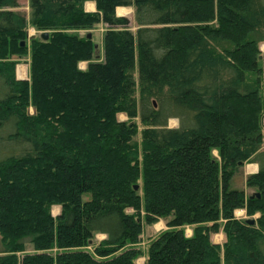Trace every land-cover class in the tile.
Segmentation results:
<instances>
[{"label": "trees", "instance_id": "obj_1", "mask_svg": "<svg viewBox=\"0 0 264 264\" xmlns=\"http://www.w3.org/2000/svg\"><path fill=\"white\" fill-rule=\"evenodd\" d=\"M87 1L0 0V264H264V0Z\"/></svg>", "mask_w": 264, "mask_h": 264}, {"label": "rangeland", "instance_id": "obj_2", "mask_svg": "<svg viewBox=\"0 0 264 264\" xmlns=\"http://www.w3.org/2000/svg\"><path fill=\"white\" fill-rule=\"evenodd\" d=\"M20 1V6L18 7V9H20L21 11L25 12L28 14L29 16V12H30V5H29V0H19ZM93 1H88L86 3V8L93 10L95 8V5L92 4ZM134 13H135V9L133 6H119L117 8V15H127V16H131L132 19L134 20ZM107 24L104 22H100L95 24L93 27L91 28H85L82 29L80 31L81 34L85 35L87 33H92V38L93 41L96 43H98V49L100 50L101 54L103 55V38H104V33L107 29ZM133 28L135 29V27L133 26ZM40 35V31L38 29H36L33 25H29V29H28V36L29 38L32 35ZM29 41V40H28ZM262 49L264 50V42L262 43ZM88 64V61H82L81 62V67L85 68ZM17 74L19 77L21 78H29L30 77V55L22 57L21 61L18 64V68H17ZM32 110V109H31ZM120 118H127V116L125 114H120L119 115ZM140 122V120H139ZM180 122L178 118H170L169 120V126L171 127H176L179 126ZM142 128V126L140 125V129ZM140 134L137 135V138L139 139ZM215 155H218V151L215 150L214 151ZM258 162H254V161H246L245 164L241 167V169L239 170L238 174L235 176V184L239 187H246L245 184V177L247 175H249L250 173L254 172L255 170L258 169ZM248 191H250L249 193L253 194V189L250 190L248 189ZM84 196L88 197V194H85ZM60 206H55L54 207V214H57L60 211ZM236 215L238 217H248L246 209L244 208H238L236 210ZM258 214L254 215L253 217H257ZM154 231L151 230L150 228H147L145 226L144 229V233L142 234L141 237V241L140 243H138L137 245L142 247V249H144V253L147 254L148 251V247L149 244L152 240V238H155L157 236L158 233H160L161 231L168 229V225L166 224L164 219H160L157 223H155V225L153 226ZM186 230L187 233L189 235L192 234V227L190 225L186 226ZM105 236V234L99 233L97 235L98 239H101ZM214 239L218 242H223L224 241V233L223 232H219L217 234H215ZM145 254L142 255L141 257H139L137 260L139 263H143L145 260Z\"/></svg>", "mask_w": 264, "mask_h": 264}, {"label": "water", "instance_id": "obj_3", "mask_svg": "<svg viewBox=\"0 0 264 264\" xmlns=\"http://www.w3.org/2000/svg\"><path fill=\"white\" fill-rule=\"evenodd\" d=\"M41 36H42L43 38H45V39H48V37H49V32H48V31H44V32L41 33ZM88 36L91 38V37H92V33H88ZM22 44L24 45V44H25V41H23ZM95 47H96V49L98 50L97 57H100L101 52H100V50L98 49V43L95 44ZM20 78H21V77H20ZM138 187H139V185H136V188H138ZM257 193H258V195H260V192H257ZM254 195H255V194L253 193L252 196H254ZM247 221H248L249 223H255V222H256V218H255V217H249V218L247 219Z\"/></svg>", "mask_w": 264, "mask_h": 264}, {"label": "crops", "instance_id": "obj_4", "mask_svg": "<svg viewBox=\"0 0 264 264\" xmlns=\"http://www.w3.org/2000/svg\"><path fill=\"white\" fill-rule=\"evenodd\" d=\"M89 1H93V3L92 4H94L95 5V8L93 9V10H95L96 9V2L94 1V0H89ZM88 2V1H87ZM86 2V3H87ZM88 10H90V9H88ZM258 168H259V166H258ZM258 170V169H257ZM257 170H255V171H257Z\"/></svg>", "mask_w": 264, "mask_h": 264}]
</instances>
